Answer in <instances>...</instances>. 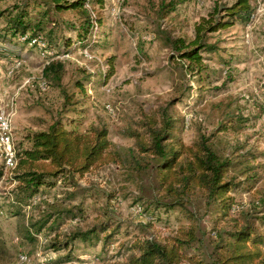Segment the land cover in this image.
<instances>
[{"label": "rangeland", "instance_id": "374dc122", "mask_svg": "<svg viewBox=\"0 0 264 264\" xmlns=\"http://www.w3.org/2000/svg\"><path fill=\"white\" fill-rule=\"evenodd\" d=\"M88 1L87 13L58 9L56 0L0 2V113L9 120L15 155L30 148L29 135L61 121L81 133L106 127L123 162L52 181L27 199L0 146V264H123L134 242L191 227L200 241L187 253L208 261L221 235L228 240L248 224L263 234L264 0H251L249 22L207 37L216 49L201 52V73L188 70L168 41L191 42L215 6L237 0ZM25 9L30 28L16 35L9 13ZM53 63L63 69L60 82L45 74ZM163 109L175 122L167 145L204 139L232 162L228 180L238 185L229 216L202 194L186 207L162 205L169 199L158 160L142 154L130 135L145 134ZM78 231L93 234L71 240Z\"/></svg>", "mask_w": 264, "mask_h": 264}, {"label": "trees", "instance_id": "16d2710c", "mask_svg": "<svg viewBox=\"0 0 264 264\" xmlns=\"http://www.w3.org/2000/svg\"><path fill=\"white\" fill-rule=\"evenodd\" d=\"M6 0H0V2ZM101 2L102 0H98ZM58 9L85 10L88 0H56ZM63 3V4H62ZM174 3L164 6L171 8ZM27 9V8H26ZM19 10L15 15L9 13L8 25L16 35H26L30 23L26 22L27 10ZM254 9L251 0H237L230 7L215 6L209 18L196 26V38L187 43L185 39H169L175 54L181 61H187V69L204 71L201 52L216 49L207 44V37L236 24L249 22ZM90 16L85 27L91 26ZM200 69V70H199ZM62 67L53 63L45 70L47 76L60 82ZM194 73V72H193ZM145 134L134 133L139 151L145 156H155L158 160L160 188L169 202L164 207H186L189 197L202 194L208 203L219 205L224 216H229L233 209L232 190L238 185L229 179L232 162L218 156L206 140L195 145H185L172 141L175 122L168 109L161 112V120L150 118L145 124ZM227 129L222 126L221 129ZM30 148L17 153L14 168L18 191L27 199L33 198L43 186H51L64 177L83 178L102 167L123 162L122 154L115 149L106 127H93L86 133L67 129L61 121H56L48 130L34 132L28 136ZM264 206V200H262ZM264 223V217L261 219ZM40 224V226H42ZM92 232H75L71 240L87 241ZM228 240L221 235V242L211 256L204 260L198 255H189L187 249L200 241L196 227L181 228L174 235L159 240L143 239L134 242L128 260L123 264H264V233L259 234L252 224L229 234ZM225 242V243H224Z\"/></svg>", "mask_w": 264, "mask_h": 264}, {"label": "built area", "instance_id": "2783aa9c", "mask_svg": "<svg viewBox=\"0 0 264 264\" xmlns=\"http://www.w3.org/2000/svg\"><path fill=\"white\" fill-rule=\"evenodd\" d=\"M36 42V40H33ZM0 146L5 148L6 164L10 168L16 167V155L12 149V132L10 129V123L4 113H0ZM22 263L28 261L27 256H21Z\"/></svg>", "mask_w": 264, "mask_h": 264}]
</instances>
